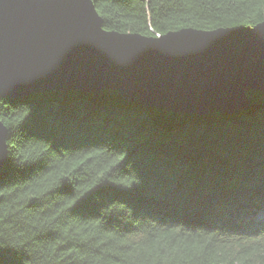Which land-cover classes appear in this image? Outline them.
<instances>
[{
  "label": "trees",
  "instance_id": "trees-1",
  "mask_svg": "<svg viewBox=\"0 0 264 264\" xmlns=\"http://www.w3.org/2000/svg\"><path fill=\"white\" fill-rule=\"evenodd\" d=\"M103 27L163 36L264 21V0H93ZM235 113L111 90L0 100V264H264V92Z\"/></svg>",
  "mask_w": 264,
  "mask_h": 264
},
{
  "label": "water",
  "instance_id": "water-1",
  "mask_svg": "<svg viewBox=\"0 0 264 264\" xmlns=\"http://www.w3.org/2000/svg\"><path fill=\"white\" fill-rule=\"evenodd\" d=\"M93 0H0V100L114 91L148 109L230 114L264 92V21L153 37L103 27ZM8 128L0 121V172Z\"/></svg>",
  "mask_w": 264,
  "mask_h": 264
},
{
  "label": "rangeland",
  "instance_id": "rangeland-1",
  "mask_svg": "<svg viewBox=\"0 0 264 264\" xmlns=\"http://www.w3.org/2000/svg\"><path fill=\"white\" fill-rule=\"evenodd\" d=\"M161 35L157 34L156 37H160Z\"/></svg>",
  "mask_w": 264,
  "mask_h": 264
},
{
  "label": "bare ground",
  "instance_id": "bare-ground-1",
  "mask_svg": "<svg viewBox=\"0 0 264 264\" xmlns=\"http://www.w3.org/2000/svg\"><path fill=\"white\" fill-rule=\"evenodd\" d=\"M235 113V112H234Z\"/></svg>",
  "mask_w": 264,
  "mask_h": 264
}]
</instances>
